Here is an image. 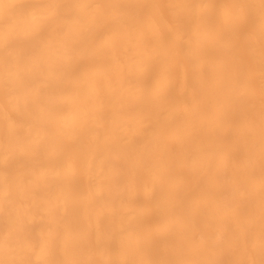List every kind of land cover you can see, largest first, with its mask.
Masks as SVG:
<instances>
[{"label":"bare ground","instance_id":"bare-ground-1","mask_svg":"<svg viewBox=\"0 0 264 264\" xmlns=\"http://www.w3.org/2000/svg\"><path fill=\"white\" fill-rule=\"evenodd\" d=\"M0 264H264V0H0Z\"/></svg>","mask_w":264,"mask_h":264}]
</instances>
